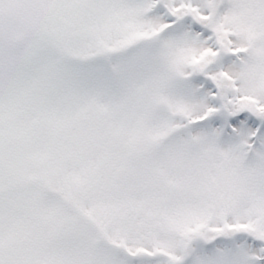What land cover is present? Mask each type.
Masks as SVG:
<instances>
[{
  "label": "snow or ice",
  "instance_id": "6c2138e0",
  "mask_svg": "<svg viewBox=\"0 0 264 264\" xmlns=\"http://www.w3.org/2000/svg\"><path fill=\"white\" fill-rule=\"evenodd\" d=\"M0 264H264V0H0Z\"/></svg>",
  "mask_w": 264,
  "mask_h": 264
}]
</instances>
